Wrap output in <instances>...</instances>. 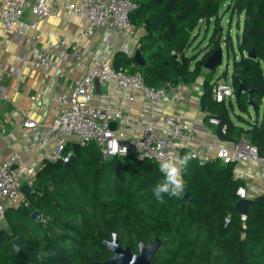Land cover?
<instances>
[{"label":"trees","instance_id":"trees-1","mask_svg":"<svg viewBox=\"0 0 264 264\" xmlns=\"http://www.w3.org/2000/svg\"><path fill=\"white\" fill-rule=\"evenodd\" d=\"M132 1L135 8L129 20L144 30L138 41L144 65L137 66L121 52L114 54L111 64L138 72L149 87L193 83L206 58L220 48L222 16L228 14V24L236 16L238 28L242 18L230 84L236 109L257 113L263 104L261 118L248 122L246 128L234 124L228 114L232 104L211 98L214 71L203 78L200 104L217 119L214 127L220 139L246 138L264 155V0ZM201 26L205 34L211 26V33L201 50L192 48L189 54ZM224 41H229L228 34ZM239 86L243 90L237 93ZM162 178L153 161L130 154L102 158L93 144L75 149L65 167L46 162L35 173L25 203L5 210L0 264L104 262L111 257L104 242L111 241L113 233L121 247L135 254L140 242L147 245L159 237L151 264H264V194L252 199L241 219L235 190L242 182L232 176L231 164L192 158L182 170L183 191L177 196L165 194L159 202L152 188ZM184 192L193 201H183ZM34 211L38 220L30 218ZM150 222L164 224L163 230L157 232ZM15 238L17 253L11 243Z\"/></svg>","mask_w":264,"mask_h":264},{"label":"built area","instance_id":"built-area-1","mask_svg":"<svg viewBox=\"0 0 264 264\" xmlns=\"http://www.w3.org/2000/svg\"><path fill=\"white\" fill-rule=\"evenodd\" d=\"M27 5L26 0H0V25L6 34L22 36L27 31H33L27 63L35 69L50 67L53 64L52 54L57 49L76 50L79 46L78 40L91 37L99 27H103L105 34L111 38L133 34L135 31L129 20V15L135 8L132 0H79L78 3L34 0L29 5L31 19L24 21L22 15ZM61 10L69 11L86 21L84 28L77 35V40H66L63 36L51 39L49 32L38 30L39 21ZM39 40L42 45L37 44ZM106 48L107 44H103L101 51L89 58L88 65L82 76L74 81L70 93H61L54 98L57 113L43 131H39V125L29 118L27 109L20 111L21 126L29 130V138L33 144L52 142L44 155L45 163H68L70 158L74 157V144L78 147L93 144L102 158L130 154L137 160L147 159L158 166L164 159L176 158L180 144L185 145L192 158L200 162L219 160L224 165L233 166L249 162L264 163V155L258 154L256 146L243 137L231 142L229 146L218 147L212 155L210 147H188L194 140V132L182 121L181 114L157 117L151 110H145L148 112V118L136 138L127 136L123 130L112 129V123L124 125L128 120L120 108L111 110L108 105H96L91 102L96 84L112 83L127 95L129 101L138 94L150 105L160 101H180L184 89L182 84L167 89L145 85L138 72L128 73L113 67L107 60ZM212 83L211 98L215 102H234L230 83L225 80ZM4 99L6 95L0 87V105ZM33 99L31 97V100ZM208 122L213 125L218 123L214 117H209ZM224 131L225 126H221L220 132ZM113 141L115 151L111 147ZM125 148L127 152L123 151ZM35 173L33 167L22 164L19 154H10L0 161V226L5 225L4 213L7 208L25 203L20 197V188L26 185L31 190ZM235 194L238 198H246L245 190L241 186L236 188ZM240 218L244 219V215L241 214Z\"/></svg>","mask_w":264,"mask_h":264},{"label":"crops","instance_id":"crops-1","mask_svg":"<svg viewBox=\"0 0 264 264\" xmlns=\"http://www.w3.org/2000/svg\"><path fill=\"white\" fill-rule=\"evenodd\" d=\"M33 1L26 0L28 5L22 15L24 21L31 19L29 5ZM63 1L79 2V0ZM85 24L84 19L77 18L69 11L61 10L39 21L38 30L49 32L51 39L55 36H63L66 40H77V35ZM134 27L133 34H122L115 38L108 37L103 27H99L91 37L79 39L76 50L57 49L52 54L53 64L50 67L35 69L27 63L33 31H27L22 36L6 34L0 25V87L6 95V99L0 105V161L16 153L20 155L23 165L33 167L35 172H39L45 165L44 155L50 149L52 142L33 144L29 138V130L21 126L20 111L27 109L29 118L39 125V131H43L57 113L54 98L61 93L68 94L72 91L74 81L82 76L89 58L98 54L103 44H107L105 49L107 60L111 63L117 52L132 58L134 51L138 49L139 37L144 33L142 27ZM200 30H204V26H201ZM37 44L42 45V41L39 40ZM206 72L203 69L193 83L183 85V98L177 102L160 101L150 105L138 94L129 101L127 95L112 83L96 84L91 102L96 105H108L111 110L122 109L128 121L124 125L112 123L111 127L123 130L127 136L133 138L140 135V130L148 118V112L145 110H151L157 117L181 114L182 121L194 132V140L188 147H210L212 155L215 149L229 146L232 141L222 140L217 136L214 125L208 122L211 116L201 108L200 98ZM211 81L214 82L216 79L212 78ZM31 97L34 99L31 100ZM262 109L263 104L257 113L249 108L255 114L254 118H250L249 123L255 119L260 120ZM260 111L261 115L258 117ZM236 115L234 113V119L229 115L234 124L246 128L248 122L243 121L246 125H241ZM179 147L176 158L189 154L185 145L180 144ZM232 176L242 182L241 187L245 190L246 198L253 199L258 194H264V163L249 162L232 165ZM20 197L25 201L24 193H21Z\"/></svg>","mask_w":264,"mask_h":264},{"label":"water","instance_id":"water-1","mask_svg":"<svg viewBox=\"0 0 264 264\" xmlns=\"http://www.w3.org/2000/svg\"><path fill=\"white\" fill-rule=\"evenodd\" d=\"M247 56L254 57L252 53H247ZM132 60L137 66H143L144 60L140 56V52L138 49H136L132 55ZM221 63V49L218 48L214 50L204 61L203 63V69L206 71H214L216 67H218ZM167 89V87H165ZM243 88L239 86L237 88V93L241 92ZM112 126V124L110 125ZM113 129V127H111ZM78 145L74 144L73 149H77ZM73 160V157L70 158L69 162L64 164L63 166H67L71 161ZM52 184L49 183V186ZM21 192L26 194L29 192V187L26 185H23L20 188ZM181 199L183 201L191 202L193 201L192 197H189V194L184 192L182 193ZM252 199L248 198H238L235 203V209L239 212L244 214L247 208L251 205ZM30 218L33 220L39 219V213L37 211H34L31 213ZM113 238L114 242H113ZM13 250L15 253L18 252V239L15 238L11 241ZM104 245L106 249L111 253V257L100 263L95 264H151L153 257L160 245V240L158 238H154L152 241H150L147 245H144L143 243L138 244V253L135 254L130 251L128 247H121L118 243V240L115 236V234H112L111 241L104 242Z\"/></svg>","mask_w":264,"mask_h":264},{"label":"rangeland","instance_id":"rangeland-1","mask_svg":"<svg viewBox=\"0 0 264 264\" xmlns=\"http://www.w3.org/2000/svg\"><path fill=\"white\" fill-rule=\"evenodd\" d=\"M228 19H229L228 14L226 13L222 16L220 21V29L222 36V41L220 43L221 63L214 70L213 78L216 80H225L226 82L230 83L231 64H232L233 56H235L236 58H238L239 56L236 47V42H237V35H239L241 30L242 18L239 19V28L236 26V20H237L236 16L232 18L230 24H228ZM210 33H211V28H209L206 34L204 33L203 30H200L197 37L193 41L191 48L188 50V53L190 54L192 52V48H197V50H201L205 46L207 38L209 37ZM226 34L229 35L228 42L224 41ZM223 72H225V76H222ZM231 104H232V108L229 107L228 112L232 119H234V113L241 116V118L245 122H249L250 118H254L255 114L252 110H248V113H241L238 110H236L234 102H232ZM260 115H261V111L258 113V117H260ZM245 122L240 121L239 123L241 125H246ZM150 225H152L157 232L162 231L164 226V224L157 222H150ZM0 227L4 228L5 226H0ZM157 238L160 239L159 237Z\"/></svg>","mask_w":264,"mask_h":264},{"label":"clouds","instance_id":"clouds-1","mask_svg":"<svg viewBox=\"0 0 264 264\" xmlns=\"http://www.w3.org/2000/svg\"><path fill=\"white\" fill-rule=\"evenodd\" d=\"M111 147L113 151L116 150L114 141ZM123 151L127 152V149L125 148ZM191 159V154H185L182 157L164 159L161 161L159 164V171L163 178L152 188V193L157 201L163 202L165 194L177 196L183 191L184 182L182 170L187 167ZM241 194L243 195V189H241ZM114 239L115 238H113V242Z\"/></svg>","mask_w":264,"mask_h":264}]
</instances>
